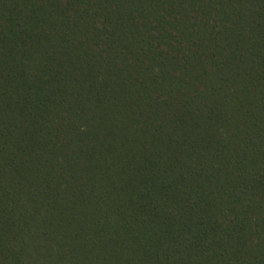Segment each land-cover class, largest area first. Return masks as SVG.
Masks as SVG:
<instances>
[{"label": "trees", "instance_id": "1", "mask_svg": "<svg viewBox=\"0 0 264 264\" xmlns=\"http://www.w3.org/2000/svg\"><path fill=\"white\" fill-rule=\"evenodd\" d=\"M0 264H264V0H0Z\"/></svg>", "mask_w": 264, "mask_h": 264}]
</instances>
